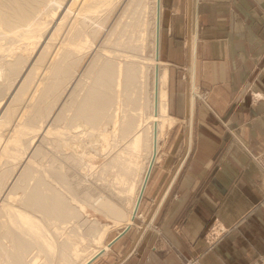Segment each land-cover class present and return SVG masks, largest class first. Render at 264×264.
Instances as JSON below:
<instances>
[{
  "label": "rangeland",
  "instance_id": "1",
  "mask_svg": "<svg viewBox=\"0 0 264 264\" xmlns=\"http://www.w3.org/2000/svg\"><path fill=\"white\" fill-rule=\"evenodd\" d=\"M14 1L0 0V137L7 145L5 150L0 147V264H77L98 245V232L105 233V243L125 227L128 211L119 207V187L114 177L119 167L115 164L136 130L143 128L145 140L148 138L150 79L146 74L144 79L137 76L133 84L127 83L120 70L132 61L126 58L131 53L129 41L139 35L131 28L137 22L132 19L134 7L127 9L129 0ZM142 10L141 17L149 15ZM54 11L58 15L52 18ZM31 31H43L40 41L39 33L32 36ZM74 33L80 38L77 34L76 39ZM68 40L83 41L84 49L67 47ZM160 57L164 61L162 54ZM104 70L114 72H106V76ZM199 95L206 98L207 91ZM178 127L166 125L161 133L155 177L161 165H169L170 175L187 149L188 139L175 137ZM146 150L140 158L142 167L149 155ZM35 194L42 198L38 201L41 203H31L30 198L38 196ZM53 199L62 202H56L58 210L56 206L51 207L53 211L49 208ZM122 202L128 208L126 201ZM46 205L50 211L44 210ZM6 207L37 219L41 230L11 223ZM145 216L138 213V222L143 223ZM40 232L51 240L49 250L38 237ZM77 245L81 247L78 256L74 253Z\"/></svg>",
  "mask_w": 264,
  "mask_h": 264
},
{
  "label": "crops",
  "instance_id": "2",
  "mask_svg": "<svg viewBox=\"0 0 264 264\" xmlns=\"http://www.w3.org/2000/svg\"><path fill=\"white\" fill-rule=\"evenodd\" d=\"M169 113L187 149L89 264H264V0H162ZM207 91L203 98L199 92Z\"/></svg>",
  "mask_w": 264,
  "mask_h": 264
},
{
  "label": "bare ground",
  "instance_id": "3",
  "mask_svg": "<svg viewBox=\"0 0 264 264\" xmlns=\"http://www.w3.org/2000/svg\"><path fill=\"white\" fill-rule=\"evenodd\" d=\"M19 1V0H18ZM18 1H16L18 3ZM42 1V0H41ZM57 1V0H56ZM59 1V0H58ZM62 1V0H61ZM101 1V0H99ZM13 2H15L13 0ZM43 2V1H42ZM33 3V2H32ZM36 3L37 0H36ZM52 3V2H51ZM49 3V4H51ZM65 3V2H64ZM7 4V3H5ZM22 4V3H21ZM54 4V3H53ZM8 5V4H7ZM14 5V4H13ZM24 5H25V2H24ZM23 5V9L25 8ZM34 5V4H33ZM36 5V4H35ZM40 5V3H39ZM52 5V4H51ZM56 5V4H55ZM54 5V6H55ZM62 5V4H60ZM58 5V6H60ZM75 5V4H74ZM127 9L131 10L132 7H134L133 9V13L136 14L135 12L138 13L137 16H134L133 14V18L132 19H136L137 22L135 23V25L133 26V23L131 24V28H132V31L133 33L135 34V32H139V35L137 38H129L130 39V43H129V47L128 49H131V53H126L127 57L126 58H129L130 60H132L130 63H127V65L123 68V66L120 68V70H122V74H124L125 76V82L127 81H131L130 83L133 84L135 78L138 76V78H146V74H147V78L150 79V83H151V96H150V102H151V110L149 112V126H148V138H146L145 140V136H144V132H143V128H141L142 125L138 126L140 127L141 129L140 130H136L132 135L131 137L127 140L125 146L123 149H121L120 151V157L118 156V158H120V165H117L119 164L118 161H117V164H115V167L118 166L119 170L115 173V171L113 173H115V181L119 187V189L117 188L118 191V197H119V200L121 202V204H119V207L120 209L122 210L123 208L127 209L128 213L126 214L127 218L125 219V222H124V226L128 227L134 220V217L135 215H137L138 213V208H139V205H140V201H141V197L143 195V190L145 188V185L147 186V183H148V179H149V176H150V173H151V170L154 166V164L159 160V157H158V153H159V146H160V137H161V133L162 131L164 130V128H166V125H168L169 127L173 125V118L172 116L170 115L169 113V102H168V78H169V73H168V67L166 66L165 62L162 61L161 59V49H160V45H161V32H162V22H161V15H162V11H163V4H162V0H129V4H127ZM135 5V6H134ZM31 6V4L29 5ZM57 6V7H58ZM3 7V6H2ZM7 7V6H6ZM4 7V8H6ZM19 7V5H18ZM17 7V8H18ZM32 7V6H31ZM62 7V6H61ZM22 8V7H21ZM38 8V7H37ZM56 8V7H55ZM126 8V7H125ZM141 8V10L143 9L145 12L149 13V15L147 14L146 16H142L141 17V14H139V12L141 11H138L139 9ZM7 9V8H6ZM20 9V7H19ZM46 9V8H45ZM54 9V8H53ZM63 9V8H62ZM67 9V7H66ZM72 9V8H71ZM126 9V10H127ZM18 10V9H17ZM25 10V9H24ZM27 10V9H26ZM32 12L34 10V7H32ZM51 10V9H50ZM142 10V12H143ZM7 11V10H6ZM29 11V10H27ZM26 11V12H27ZM37 11V10H36ZM34 10V12H36ZM42 11V10H41ZM44 11V10H43ZM46 11V10H45ZM48 11V10H47ZM46 11V13H47ZM70 11V10H68ZM67 11V12H68ZM74 11V10H73ZM124 11V10H123ZM22 12V11H21ZM52 12V11H51ZM72 12V11H71ZM79 12V11H78ZM85 12V11H84ZM127 12V11H126ZM8 13H9V9H8ZM20 13V12H19ZM70 13V12H69ZM141 13V12H140ZM5 14V13H4ZM12 14V13H11ZM16 14V13H15ZM13 14V15H15ZM21 14V13H20ZM49 14V13H48ZM57 12L54 11L52 13V18H54L56 16ZM81 14V13H80ZM23 15V14H22ZM25 15V14H24ZM58 15V14H57ZM70 15V14H69ZM8 16V15H7ZM17 16V15H16ZM30 16V15H29ZM78 16V15H77ZM131 16V15H129ZM12 16H10L11 18ZM15 17V16H14ZM31 17V16H30ZM51 17V16H50ZM64 17V16H63ZM68 17V16H67ZM8 18V17H7ZM13 18V17H12ZM11 18V19H12ZM19 18V17H17ZM27 18V17H26ZM49 17H47L48 19ZM77 18V17H76ZM121 18V17H120ZM10 19V20H11ZM21 19L20 21H22V18H19ZM34 19V18H33ZM32 19V21H33ZM78 19V18H77ZM9 20V19H8ZM7 20V21H8ZM18 20V19H17ZM27 20V19H26ZM40 20V19H39ZM131 20V19H130ZM25 21V20H24ZM37 21V20H36ZM47 21V20H46ZM45 21V22H46ZM63 21V20H61ZM60 21V22H61ZM77 21V20H76ZM126 21V20H125ZM35 22V21H34ZM33 22V23H34ZM40 22V21H39ZM78 22V21H77ZM65 23V21H64ZM75 23V22H74ZM30 24V23H29ZM42 24V23H41ZM44 24V23H43ZM52 24V23H51ZM18 25V24H17ZM21 25V24H20ZM32 25V24H31ZM34 25V24H33ZM38 25V23H37ZM73 25V24H72ZM78 25V24H77ZM36 26V25H35ZM42 26V25H41ZM71 26V25H70ZM124 26V25H123ZM129 26V25H128ZM24 26H22L23 28ZM28 27V26H27ZM27 27H24V28H27ZM30 27V26H29ZM34 27V26H33ZM39 27H40V23H39ZM47 27V26H46ZM59 27V26H58ZM21 28V27H20ZM35 28V27H34ZM38 28V27H37ZM36 28V29H37ZM42 28V27H41ZM40 28V29H41ZM16 29V28H15ZM14 29V30H15ZM36 29H33V30H36ZM38 29V31L40 30ZM45 29V28H44ZM43 29V30H44ZM48 29V28H47ZM57 29V28H56ZM74 29V28H73ZM77 29V28H76ZM127 29V28H126ZM13 30V31H14ZM25 30V29H24ZM61 30V29H60ZM129 30V29H128ZM127 30V31H128ZM16 31V30H15ZM18 31V30H17ZM21 31V30H20ZM27 31V29H26ZM30 31V28L29 30ZM56 31V30H54ZM76 31V30H75ZM77 31H79V29H77ZM123 31V30H122ZM23 32V30H22ZM57 32V31H56ZM55 32V33H56ZM60 32V31H59ZM72 32V31H71ZM84 31H79V33H81ZM125 32V31H124ZM19 33V31H18ZM26 33V32H25ZM29 33V32H27ZM33 36L34 33L31 31L30 32ZM39 33V32H37ZM37 33H35L34 35L37 36ZM54 33V32H53ZM70 33V32H69ZM79 33H77L79 35ZM86 33V32H85ZM123 33V32H122ZM29 34V35H31ZM77 34L74 33L75 35V38L77 36ZM130 34V32H129ZM132 34V33H131ZM20 35V34H19ZM23 35H26L23 33ZM28 35V36H29ZM59 35V34H58ZM68 35V34H67ZM66 35V36H67ZM72 35V34H71ZM133 35V34H132ZM22 36V34L20 35ZM28 36H26V38H28ZM39 37V41L40 39L43 37V31H41V33H39L38 35ZM55 36V35H54ZM53 36V37H54ZM65 36V37H66ZM83 36V34H82ZM85 36V34H84ZM122 36V35H121ZM125 36V35H124ZM123 36V38H124ZM25 37V36H24ZM30 37V36H29ZM60 37V36H59ZM68 37V36H67ZM133 37V36H132ZM135 37V36H134ZM35 38V37H34ZM71 39L73 37H70ZM79 38H80V35H79ZM53 39V38H52ZM63 39V37H62ZM77 39V38H76ZM87 39V38H86ZM85 39V40H86ZM122 39V38H121ZM35 40V39H34ZM63 40H67L66 38H64ZM62 40V42H63ZM70 40V39H69ZM68 40V44L70 45H67V47L71 46L73 48L76 49H84L82 48L84 43L83 41H71L69 42ZM83 40V39H81ZM89 40V39H88ZM37 41V43L39 42ZM50 41V40H49ZM61 42V41H60ZM65 42V41H64ZM63 42V43H64ZM121 42V41H120ZM137 42V43H135ZM36 43V44H37ZM66 43V44H67ZM124 43H125V40H124ZM128 43V42H127ZM88 44V43H87ZM48 45V43H47ZM125 45V44H124ZM128 45V44H127ZM50 46V44H49ZM47 46V47H49ZM60 46V45H59ZM62 46V44H61ZM61 46L59 48H61ZM123 46V45H122ZM124 47V46H123ZM70 48V47H69ZM68 48V50H69ZM126 49V48H124ZM60 50V49H59ZM151 50L152 51V54H150L149 56H147L146 53H148L149 51ZM148 51V52H147ZM122 53V52H121ZM79 54V53H78ZM121 55V54H120ZM119 55V56H120ZM122 56V55H121ZM123 56V57H124ZM112 63V62H111ZM121 63V62H120ZM135 63H138V66L135 64ZM108 65V64H107ZM122 65V64H121ZM109 66V65H108ZM111 66V65H110ZM109 66V67H110ZM113 66L115 65H112V68H114ZM111 68V69H112ZM117 70V67L114 68ZM113 69V70H114ZM106 70V68H105ZM104 70V71H105ZM112 70V71H113ZM107 71H108V68H107ZM105 71V73L107 72ZM112 71L110 72H107V73H111ZM118 71V70H117ZM114 72V71H113ZM119 72V71H118ZM107 73H106V76H107ZM117 73V72H116ZM109 74H108V77H109ZM113 74V73H111ZM118 75V74H116ZM104 76V75H103ZM115 76V75H114ZM123 76V77H124ZM105 77V76H104ZM112 77V75H111ZM120 77V76H119ZM110 78V77H109ZM140 81V80H139ZM124 82V83H125ZM149 82V81H148ZM128 83V82H127ZM118 85V84H117ZM125 85V84H124ZM140 85V84H139ZM122 86V85H121ZM130 87V86H129ZM135 87V86H134ZM127 88V87H126ZM135 89V88H134ZM144 89V88H143ZM97 90V89H96ZM95 90V92H97ZM126 90V89H125ZM129 91V89H128ZM134 92V91H133ZM131 93V92H130ZM96 94V93H95ZM97 95H100V94H97ZM137 95V94H136ZM128 96V95H127ZM130 96V95H129ZM92 97V96H90ZM97 97V96H96ZM120 97V96H119ZM99 98V97H98ZM101 98V97H100ZM134 98V97H133ZM132 98V99H133ZM91 100V98H89ZM137 99V98H136ZM99 100V99H98ZM126 100V99H125ZM128 100V99H127ZM87 101V99H86ZM89 101V100H88ZM131 101V100H130ZM90 102V101H89ZM100 102V101H99ZM136 102V101H135ZM149 102V101H148ZM102 103V102H101ZM127 103V102H126ZM144 103V102H143ZM88 104V103H87ZM86 104V106H87ZM90 105V104H88ZM84 106V104H83ZM92 106V105H91ZM101 106V105H100ZM104 106V105H103ZM81 107V106H79ZM88 107V106H87ZM96 107V106H95ZM133 108V106H130ZM141 107V106H140ZM90 108V107H89ZM104 108V107H103ZM101 109V108H100ZM139 110V107L137 108ZM141 109V108H140ZM143 109V108H142ZM82 110V109H81ZM133 110V109H132ZM145 110V109H144ZM87 111V110H86ZM99 111V110H98ZM97 111V112H98ZM135 111V110H134ZM140 111V110H139ZM138 111V112H139ZM84 112V110H83ZM144 112V111H143ZM92 113V112H91ZM99 113V112H98ZM141 113V112H140ZM85 113H83L84 115ZM88 114V113H87ZM97 114V113H96ZM136 114V112H135ZM138 115V114H137ZM141 115V114H139ZM89 116V115H88ZM99 116V115H98ZM130 115H128L129 117ZM134 116V115H133ZM136 116V115H135ZM125 117V116H124ZM131 117V116H130ZM79 118V117H78ZM84 118V117H83ZM86 119V117H85ZM146 119V118H145ZM130 120V119H129ZM86 121V120H85ZM91 121V120H90ZM134 121V120H133ZM142 121V120H141ZM148 121V120H147ZM1 122V121H0ZM87 122V121H86ZM114 122V121H113ZM119 122V121H118ZM117 122V124H118ZM134 124V122H133ZM139 125V124H138ZM115 127V126H114ZM113 127V128H114ZM125 128V127H123ZM137 128V127H136ZM132 129V128H131ZM119 130V129H118ZM133 130V129H132ZM134 131V130H133ZM119 132V131H118ZM118 134V133H117ZM116 135V134H115ZM99 136H102V135H99ZM104 136V134H103ZM118 137V135H117ZM116 137V138H117ZM120 137V136H119ZM100 138V137H99ZM105 138V137H103ZM102 138V139H103ZM122 138V137H120ZM10 139V138H9ZM8 139V141H9ZM107 139V138H105ZM104 139V140H105ZM109 140V139H108ZM125 140V139H124ZM108 142V141H107ZM117 142V141H116ZM6 146L7 145H4L3 142H2V138L0 137V147L2 149H6ZM118 147V146H117ZM108 148V147H107ZM111 148V147H110ZM116 148V147H115ZM144 148H146L149 152V155H148V159L146 160V163L145 165H143L142 167V164H141V156H142V152L144 150ZM112 149L113 146H112ZM145 152V151H144ZM108 153V152H107ZM110 154V153H109ZM118 154V153H117ZM122 155V156H121ZM122 157V158H121ZM116 158V157H115ZM143 158V156H142ZM112 160V159H111ZM110 160V161H111ZM115 161V160H114ZM145 161V160H143ZM112 163V162H111ZM110 164V163H109ZM107 166V165H106ZM110 166H113V165H110ZM114 167V168H115ZM113 171V170H112ZM111 178V177H110ZM109 178V179H110ZM114 179V178H113ZM112 181V180H111ZM113 183V182H112ZM115 183V184H116ZM114 185V184H113ZM116 185V186H117ZM117 193V192H116ZM35 195H38V194H35ZM39 196V195H38ZM38 196H30L32 198H30V201H32L31 203L33 202H37L36 204L38 203H41L38 202L39 200H41L42 198L38 197ZM54 200V199H53ZM51 200V201H53ZM56 200V199H55ZM54 200V201H55ZM53 201V202H54ZM122 201H126L125 203L127 204L128 208L124 205V203ZM52 202V203H53ZM56 202H59V201H55V205L52 203H50L49 205V208L50 210H54V208L52 209L51 207H55L56 205H58L59 203L56 204ZM30 203V204H31ZM62 203V202H61ZM130 204V205H128ZM61 205V204H60ZM47 206V205H46ZM45 207V206H44ZM59 207V206H58ZM56 206V210H58V208ZM7 208V207H6ZM47 207L44 208L47 209ZM48 208V209H49ZM46 210V211H50V210ZM8 210V208L6 209ZM9 218L10 221H12L11 223L17 225V226H23V227H30V228H34V227H38L40 230L42 228V225L39 223V221L33 217L31 218H26L25 216H23L20 212L16 211L15 209H13L12 207H9ZM8 214V213H7ZM108 227V224L105 225V229ZM96 232V231H94ZM98 232V231H97ZM41 233V232H40ZM103 234H105L104 232H98V236H97V243L98 245L96 247H94V249L87 255L85 256L83 259H81L77 264H89L92 260H94L97 256H99L100 254L106 252L108 249H109V244L108 242H103L102 239H103ZM38 237L40 238V240L43 238L45 244H48V247L47 249L49 250L51 245H52V242L51 240H49L45 235L44 233H41V236L38 235ZM78 243V242H77ZM75 244V243H74ZM81 248V247H80ZM79 248V246H75L74 248V253L78 256L79 255V252L81 251ZM73 250V249H72ZM72 255V254H71ZM65 258V257H64ZM64 264L66 263V261H63Z\"/></svg>",
  "mask_w": 264,
  "mask_h": 264
},
{
  "label": "built area",
  "instance_id": "4",
  "mask_svg": "<svg viewBox=\"0 0 264 264\" xmlns=\"http://www.w3.org/2000/svg\"><path fill=\"white\" fill-rule=\"evenodd\" d=\"M198 260L197 259H194V260H188L186 262V264H195Z\"/></svg>",
  "mask_w": 264,
  "mask_h": 264
},
{
  "label": "water",
  "instance_id": "5",
  "mask_svg": "<svg viewBox=\"0 0 264 264\" xmlns=\"http://www.w3.org/2000/svg\"><path fill=\"white\" fill-rule=\"evenodd\" d=\"M142 198V197H141Z\"/></svg>",
  "mask_w": 264,
  "mask_h": 264
}]
</instances>
